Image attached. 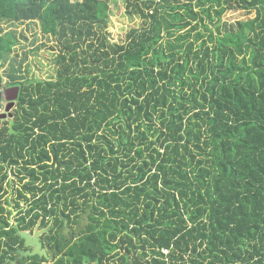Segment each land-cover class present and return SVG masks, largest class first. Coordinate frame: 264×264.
<instances>
[{"label":"trees","instance_id":"obj_1","mask_svg":"<svg viewBox=\"0 0 264 264\" xmlns=\"http://www.w3.org/2000/svg\"><path fill=\"white\" fill-rule=\"evenodd\" d=\"M111 2L0 0L63 44L56 79L11 68L0 264L46 261L18 259L36 228L52 264H264V0H129L150 23L120 42ZM17 42L0 29V89Z\"/></svg>","mask_w":264,"mask_h":264},{"label":"rangeland","instance_id":"obj_2","mask_svg":"<svg viewBox=\"0 0 264 264\" xmlns=\"http://www.w3.org/2000/svg\"><path fill=\"white\" fill-rule=\"evenodd\" d=\"M110 4L111 13L108 19L107 32L110 33V39L113 42H120L121 39L125 40L126 34L132 28H146L150 23L140 15L131 12L132 8L128 7L129 0H112ZM245 14L242 10L229 11L225 14L223 20L233 22L250 17ZM0 29L15 31L18 37L17 44L12 52L6 56L1 69L6 85L12 82L9 76L12 72L11 68L17 69V72H13V74L19 76V81L25 84L57 78V69L60 66L58 62L59 54L63 48V44L58 37L45 35L40 28L39 21H0ZM84 47L86 48V46ZM13 219L15 220V218ZM47 264L52 263L47 261Z\"/></svg>","mask_w":264,"mask_h":264},{"label":"water","instance_id":"obj_3","mask_svg":"<svg viewBox=\"0 0 264 264\" xmlns=\"http://www.w3.org/2000/svg\"><path fill=\"white\" fill-rule=\"evenodd\" d=\"M15 95L13 97H7L6 96V100H10L12 99L17 100L19 97V87H16L15 89ZM4 96V95H3ZM2 95L0 94V99H1ZM15 102H10L7 107H6V111H4L3 113H0V123L3 119L8 118L9 119V127H10V132L13 133L14 129H13V124H14V120L12 118V113L10 112V110L12 109V107L14 106ZM1 110V109H0ZM66 225V224H65ZM43 233V231L39 232V230L36 228L34 231V234L32 236H30L27 232H23L22 233V237L25 238V246L26 247H33V250H27L25 253L21 254L18 256L19 258H23L24 256H35V255H39L40 257L44 256L45 254H47V249L43 248V244L40 241V234ZM65 236L67 238H69V228L66 229V231L64 232ZM71 236H73L71 234ZM31 237H33V239H31ZM56 250H58V248H56Z\"/></svg>","mask_w":264,"mask_h":264},{"label":"flooded vegetation","instance_id":"obj_4","mask_svg":"<svg viewBox=\"0 0 264 264\" xmlns=\"http://www.w3.org/2000/svg\"><path fill=\"white\" fill-rule=\"evenodd\" d=\"M8 95H9V97H13L14 95H15V90H9L8 91ZM16 103H17V101H16ZM2 124H4V121H3V123ZM66 229L67 228H65V229H63L62 231H63V233L66 231ZM42 231V230H41ZM41 231H39V232H41ZM45 231H47L46 229H44V231L43 232H45ZM30 234V233H29ZM43 233H41L40 234V237H41V235H42ZM49 234V233H48ZM69 238L70 237H73V236H75L76 235V232H71L70 233V230H69ZM71 234L73 235V236H71ZM30 236H31V234H30ZM46 237V236H45ZM31 239H33V237H31ZM40 240H42V239H40ZM61 240H62V238H61ZM64 241V240H63ZM63 241L61 242V243H63ZM42 244H43V248H46L47 249V254H45L44 256H42V257H40V258H43V257H45V259H46V261H53V259L55 258V255L59 252V247H60V245L59 244H57V243H55L54 241H50L48 238H44L42 241ZM56 248H58V250H56ZM27 250H33V247H27V249L26 250H22V249H20L19 250V252H20V255L21 254H23V253H25ZM30 256V255H29ZM29 256H24V257H27V258H29ZM46 261H42V263L44 264V262H46Z\"/></svg>","mask_w":264,"mask_h":264},{"label":"crops","instance_id":"obj_5","mask_svg":"<svg viewBox=\"0 0 264 264\" xmlns=\"http://www.w3.org/2000/svg\"><path fill=\"white\" fill-rule=\"evenodd\" d=\"M3 78H4V76H3ZM6 82H5V80L3 81V88L2 89H0V94L2 95V97H1V99H0V106H1V108H2V113L4 112V111H6V107H7V105L10 103V102H15L14 103V106L12 107V109L10 110V112L12 113V118H13V109L15 108V106H16V101H18V99L17 100H12V99H10V100H6V96L7 97H9V95H8V91L9 90H14L16 87H18V86H8V85H6L5 84ZM11 83V82H10ZM19 93H20V87H19ZM4 95V96H3ZM19 98V97H18ZM2 102H5V103H2ZM13 120H14V118H13ZM3 121L4 122H8V127H9V119L8 118H6V119H3L2 121H1V123H0V126L2 125V123H3ZM14 125V124H13ZM9 131H10V127H9ZM11 133V132H10Z\"/></svg>","mask_w":264,"mask_h":264},{"label":"clouds","instance_id":"obj_6","mask_svg":"<svg viewBox=\"0 0 264 264\" xmlns=\"http://www.w3.org/2000/svg\"><path fill=\"white\" fill-rule=\"evenodd\" d=\"M0 109H1V110H0V113H1V111H2V108H1V106H0ZM27 233H28V232H27ZM28 234H29V233H28ZM31 236H32V235H31Z\"/></svg>","mask_w":264,"mask_h":264}]
</instances>
